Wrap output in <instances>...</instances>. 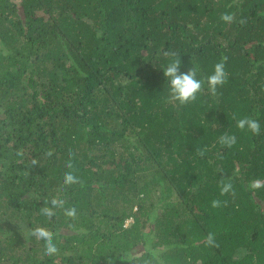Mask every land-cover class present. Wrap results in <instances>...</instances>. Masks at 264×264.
<instances>
[{
    "label": "trees",
    "instance_id": "16d2710c",
    "mask_svg": "<svg viewBox=\"0 0 264 264\" xmlns=\"http://www.w3.org/2000/svg\"><path fill=\"white\" fill-rule=\"evenodd\" d=\"M223 57L216 96L205 84L195 102L167 103L170 59L206 80ZM221 179L234 195L220 196ZM253 180L264 0H0V264H264Z\"/></svg>",
    "mask_w": 264,
    "mask_h": 264
},
{
    "label": "clouds",
    "instance_id": "9594fccd",
    "mask_svg": "<svg viewBox=\"0 0 264 264\" xmlns=\"http://www.w3.org/2000/svg\"><path fill=\"white\" fill-rule=\"evenodd\" d=\"M221 21L225 23H231L234 19V16L230 13H223L220 17ZM240 24L245 23V21H239ZM163 55L165 57H175L176 54L168 51H164ZM227 57H223L220 62L214 65V71L209 75L206 80L198 79V67L192 66L187 72H181V59L174 58L170 59L167 65L164 67L163 75L167 80L168 86V95L167 103L169 104H178L180 106L189 105L197 100L198 94L203 90L205 84L209 93L213 96L217 95V89L224 86L228 81V73L225 71V63ZM232 119L236 121V128L240 131H248L255 136L260 135V124L257 120H254L249 117L240 118L237 114H233ZM218 143L221 147H226L231 149L237 143V137L235 134L224 133L218 138ZM207 148H198L197 155L203 157L207 152ZM51 153H49L50 155ZM69 168L72 165L69 163L67 165ZM65 184H72L78 182L76 177H74L70 172L65 174L64 178ZM264 187V181L253 180L249 184V188L253 191ZM220 196H225L228 194H235L233 184L230 180L225 182L223 179L219 182ZM56 201H53L55 204ZM227 205V201H222L220 199H214L211 201V207L213 209L221 208ZM46 215H51L50 209L43 210ZM40 237H43L50 241V233L38 229ZM205 244L208 247H218L219 245L216 242L215 234L209 232L205 239ZM47 251L51 254L55 252L54 246L50 243L47 246Z\"/></svg>",
    "mask_w": 264,
    "mask_h": 264
},
{
    "label": "rangeland",
    "instance_id": "374dc122",
    "mask_svg": "<svg viewBox=\"0 0 264 264\" xmlns=\"http://www.w3.org/2000/svg\"><path fill=\"white\" fill-rule=\"evenodd\" d=\"M131 223H132V220L130 219V220L126 223V225L129 226V224H131Z\"/></svg>",
    "mask_w": 264,
    "mask_h": 264
}]
</instances>
